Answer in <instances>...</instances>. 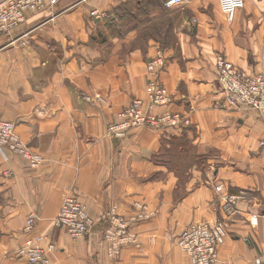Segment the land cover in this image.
<instances>
[{
	"label": "crops",
	"instance_id": "0c3cea01",
	"mask_svg": "<svg viewBox=\"0 0 264 264\" xmlns=\"http://www.w3.org/2000/svg\"><path fill=\"white\" fill-rule=\"evenodd\" d=\"M137 1L44 0L40 11L0 33V118L15 122L19 137L43 156L31 167L0 148V264H28L16 251L34 236L55 244L53 264H192L175 240L189 224L223 216L217 184L246 198L228 215L215 264H264V118L221 105L215 66L223 54L248 74H264V0H244L231 21L218 0L174 6L149 0V17L163 13L177 38L175 47L164 48L152 39L138 46L137 28L120 35L107 29V21L124 22L113 13L119 6ZM93 9L105 16L90 17ZM159 53L165 64L158 77L169 101L155 113L178 112L191 125L140 126L123 138L107 136V126L132 98H145L147 62ZM182 134L187 145L172 146L177 158H171L162 150ZM200 156H206L207 172L187 167ZM179 167L188 168L182 182ZM73 192L95 220L77 239L52 223ZM137 202L147 205L144 219L136 217ZM113 204L133 218L138 241L116 256L101 231ZM29 213L36 224L27 233Z\"/></svg>",
	"mask_w": 264,
	"mask_h": 264
},
{
	"label": "built area",
	"instance_id": "2783aa9c",
	"mask_svg": "<svg viewBox=\"0 0 264 264\" xmlns=\"http://www.w3.org/2000/svg\"><path fill=\"white\" fill-rule=\"evenodd\" d=\"M58 0H49L55 4ZM183 0H166V6L179 5ZM220 9L228 21L233 19L235 11L243 7L244 0H218ZM44 0H0V33H6L20 26L28 12H37L44 7ZM92 18L104 17L105 14L93 9L89 12ZM165 64L161 53L147 62L149 78L146 82L145 98L134 97L129 105L118 114V119L107 126V136L125 137L131 129L140 126L159 128H184L191 125L188 117L178 112L155 113V109L169 101V94L158 77ZM217 78L223 93L222 106L243 108L256 112L264 118V74H248L230 61L225 55L218 54L215 60ZM264 144V142H261ZM0 148L20 155L31 167L39 166L43 156L34 152L16 133L13 121L0 118ZM220 194L223 216L213 222L192 223L184 227L176 237L175 243L189 256L192 264H215L218 248L224 242L228 226V215L233 212L237 201L246 198L243 191L230 192L220 184L216 188ZM137 218L144 219L149 214L145 203L137 202ZM102 236L107 242L108 253L116 256L127 244H138L137 235L132 230L133 218L128 219L117 212L113 204L103 217ZM255 223L254 217L250 219ZM36 215L29 213L23 226L24 232L35 228ZM56 228L66 230L72 239L89 234L95 220L90 215L87 205L80 199L77 192L68 194L52 221ZM55 249L51 241L45 242V237L34 236L21 244L16 253L25 258L28 264H53L49 254ZM261 264L260 260H256Z\"/></svg>",
	"mask_w": 264,
	"mask_h": 264
},
{
	"label": "trees",
	"instance_id": "16d2710c",
	"mask_svg": "<svg viewBox=\"0 0 264 264\" xmlns=\"http://www.w3.org/2000/svg\"><path fill=\"white\" fill-rule=\"evenodd\" d=\"M159 0H157L158 2ZM140 4L132 5L130 3H124L119 6L113 13L119 18L124 20L122 24H118L115 21H107V29L110 33L122 34L125 29L137 28L138 35L136 37V44L141 48L144 47V43H147L149 39L156 41L162 48L177 45V38L171 31V26L167 23L169 20L163 18V13L158 17V20H152L150 16V8L152 3L149 5L148 1L138 0ZM176 44V45H175ZM171 144L170 148H164L162 151L170 152L172 158H177L176 152L171 153L172 146H178L183 148V145H187V138L185 134L179 137H173L168 141ZM165 147V144L162 145ZM168 155V156H169ZM193 155V154H192ZM195 156V155H193Z\"/></svg>",
	"mask_w": 264,
	"mask_h": 264
},
{
	"label": "rangeland",
	"instance_id": "374dc122",
	"mask_svg": "<svg viewBox=\"0 0 264 264\" xmlns=\"http://www.w3.org/2000/svg\"><path fill=\"white\" fill-rule=\"evenodd\" d=\"M141 1H149V0H141ZM136 2V1H135ZM179 13H177L176 15H175V17L178 15ZM176 45V44H175ZM175 47V46H174ZM130 104V103H129ZM128 104V105H129ZM209 155H213V153L212 154H209ZM195 157H197V155H195ZM197 159H193L192 160V164H190V165H187V167H193L192 165L193 164H195L194 165V167L196 168H198V169H201V170H205V172H207V164H206V156H200L199 157V160L198 161H196ZM193 161H195V162H193ZM177 164L179 165L180 164V162H178V161H175V164H173L174 166H177ZM187 170H188V168H185L184 170L181 168V167H179V169H178V173H179V177H180V182H182V179H181V176H184L185 177V175H186V172H187ZM184 180V179H183ZM219 184H217L216 186H215V188L218 186ZM216 190V189H215ZM216 192H218V191H216ZM219 193V192H218ZM81 199V198H80ZM85 203V202H84ZM250 223H251V221H250ZM36 224V223H35ZM54 226V225H53ZM55 227V226H54ZM56 228V227H55ZM59 230H63L66 234H68L67 232H66V230H64V229H62V228H58ZM24 231V230H23ZM69 236V235H68ZM70 237V236H69ZM84 237V236H83ZM71 238V237H70ZM79 238H81V237H79Z\"/></svg>",
	"mask_w": 264,
	"mask_h": 264
}]
</instances>
